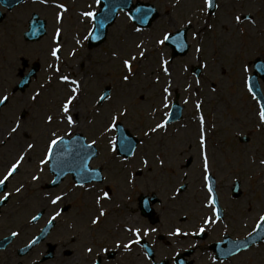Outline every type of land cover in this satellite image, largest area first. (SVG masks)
Masks as SVG:
<instances>
[{"label":"rangeland","instance_id":"374dc122","mask_svg":"<svg viewBox=\"0 0 264 264\" xmlns=\"http://www.w3.org/2000/svg\"><path fill=\"white\" fill-rule=\"evenodd\" d=\"M140 1L155 4L161 13L152 26L140 29L126 12H121L116 23L109 28L106 41L92 49L88 48L87 40L93 20L82 13L96 12L99 8L96 0H47V3L26 0L11 10L0 5V11L5 14L0 23V96H10L8 104L0 111V179L27 144L36 145L27 152L18 173L8 180L6 193L14 195L9 196L1 211L0 238L13 231L18 235L7 252H0V264H34L39 259L46 243L36 247L26 257L16 255V250L37 230L31 228L29 219L39 208H46L43 220L55 213L57 206L50 202L55 195L63 196L60 204L72 205L61 220L58 218V225L49 239L58 243L64 251L39 264H89L99 255L106 258L108 252L100 251L103 247L110 250L117 248L114 244L117 239L123 238L122 245L135 239L123 226V230L120 229L122 233H113L117 221L115 217L105 220L101 217L98 225L92 224L95 214H99V209L104 207L103 200L100 204L96 203L97 196L102 195L103 184L91 185V189H76L75 192L70 191L73 187L66 183L51 189L50 193L42 188L51 178L47 166L42 172L38 170L50 131L63 136L82 132L88 141L95 140L100 154L93 165L107 166V175H110L107 181L120 184L113 185V191L124 200V205L116 212L118 219L128 228L139 227L141 236L156 245V261L166 259L169 264H174L170 258L176 251L195 248L198 242L191 235L175 237L169 232L175 227L189 233L197 232L204 215L211 211L205 206L207 192L201 188L204 183L199 144L201 114L205 121L209 169L218 181L226 217L225 222L211 225L209 242L221 238L224 232L244 236L264 213V164L260 163L264 160V124L260 123L257 115L260 104L247 87V80L254 71V60H264V0H218L219 7L213 13L205 9L204 0ZM58 4H63L67 11L58 8ZM33 13L47 21L48 34L38 42L27 43L23 33ZM58 14H62L59 22ZM237 15L242 17L239 24L234 19ZM247 16H251L254 23L244 19ZM186 26L189 27L190 51L184 57L172 59L170 47L155 41L162 38L165 32L174 33ZM57 28L61 29L59 60L51 55V50L57 46L54 39ZM194 33L197 34L195 39ZM141 43L146 50L144 58L139 56L142 49L137 48V44ZM198 46L202 49L199 53L195 50ZM132 55H136L137 59L132 61L133 71L130 74L122 61ZM162 59L169 61L171 76L164 74ZM37 62L41 69L28 89L12 95L9 87H13L21 73L27 72ZM57 64L61 69L59 73L49 67ZM195 67L201 68L199 77L192 72ZM244 67L248 69L246 72ZM60 75H69L81 84L80 94L71 111L76 121L74 126L57 119L61 101L70 88L59 81ZM125 75L129 76L128 82L123 80ZM157 75L160 76L159 84L155 82ZM169 80L172 82L170 107L178 94L185 106L184 117L164 129L145 135L157 122L166 119L164 113H168L170 107L164 109L161 99L162 89ZM260 83L264 94V81L260 80ZM106 86L111 87V95L99 105L97 101ZM36 93L40 95L33 101L31 97ZM197 102L201 104L199 110ZM124 107H127L128 114L120 116L118 121L143 139L141 152L129 161L120 160L110 151L109 141L114 138L110 134L115 132L105 130V126L111 123V116L119 115L118 110ZM47 115H53L52 125L46 123ZM16 120L22 122V130L9 137L10 128ZM242 136L249 140L241 141ZM158 158L164 159L163 167ZM191 158L192 163L188 166L187 160ZM143 159L148 160L147 166H138ZM139 167L144 170L137 176L134 171ZM33 174L40 179L32 180ZM129 177L137 178L138 187L143 190L140 192L155 191L162 197V204L154 207L159 212L158 223L151 224L139 215L138 209L133 207L135 203L125 201L133 191V181H129ZM238 179L242 195L233 199L232 187ZM21 185L22 190L17 193L15 189ZM123 185L128 187L127 192L121 191ZM181 185H187V190L177 194L176 190ZM92 226L99 230L98 234L90 232ZM153 228L158 231H150ZM108 229L112 234H108ZM146 230L148 235H144ZM73 233L77 239H71ZM161 234L165 235L162 240L158 239ZM89 247L93 249L92 254L84 251ZM117 249L118 253L109 264H151L144 251L137 246H132L130 251L122 246ZM205 253L204 250H194L193 256L201 261L200 264H208L210 255ZM220 264H264V243Z\"/></svg>","mask_w":264,"mask_h":264},{"label":"snow or ice","instance_id":"6c2138e0","mask_svg":"<svg viewBox=\"0 0 264 264\" xmlns=\"http://www.w3.org/2000/svg\"><path fill=\"white\" fill-rule=\"evenodd\" d=\"M42 3H47V0H41ZM101 3V0H96V4L99 5ZM204 6L206 10H211L213 8H218L219 5L215 2V0H204ZM58 8L63 9L64 11H67L66 7L63 4H58L57 5ZM91 7V6H89ZM138 12L140 11L139 9L137 10ZM82 15L86 18H91L93 21L96 19L97 14L93 11H85L82 13ZM62 19V14H58L57 16V21L59 22ZM141 20H143V16L140 17ZM235 21L237 24H239L242 20V17L240 15H237L234 17ZM244 19L251 21L254 23V20L252 19L251 16H247L244 17ZM189 24H191V21H188ZM100 26H103V22H101ZM60 34H61V29L57 28L56 32H55V41L57 46L54 47L51 50V55L52 57H54L56 60L60 59V56L58 55V53L60 52V47H59V42H60ZM89 35H91V33H89ZM196 33L193 34V38H196ZM170 39H172L171 37V33H167L165 32L162 35V38H159L155 41L156 44H159L161 46L165 45L166 42H168ZM175 43L178 47L180 48H184L187 47V45L182 42L179 37H177L175 39ZM137 48H141L142 50L139 52V56L141 58L145 57V51L143 50V44H137ZM196 52H201L202 49L201 47H196ZM73 55H75V53H72ZM115 55V54H114ZM137 59L136 55H132L130 57V59H125L122 61L124 67L127 69L128 73H132L133 71V65H132V61H135ZM168 64L169 61L166 59H162V67H163V72L165 75L167 76H171V73L169 72L168 69ZM205 67H208L207 64L204 65ZM50 68L54 69V72L59 73L61 71L59 65H49ZM247 67L243 68V71H247ZM51 79V78H50ZM59 81L62 83H65L67 85L70 86L69 88V93L68 95L61 101V105H60V115L57 117V119H59L60 122H66L67 125L69 126H74L76 124V121L74 120L73 116L71 115V111L74 108V102L77 101V97L80 94V81L74 78H71L69 75H60L58 77ZM123 80L125 82L129 81V76L125 75L123 77ZM155 82L157 84L160 83V76H156L155 77ZM197 83H199V81H197ZM171 86H172V82L171 80H169L166 84V86L163 87L162 89V99H161V104L163 106L164 109H168L170 107L169 104V97L171 96ZM189 87H191V85H189ZM249 92L252 91L251 87H249ZM213 91H215V89H213ZM39 93H36L35 95H33L31 97V99L33 101L37 100V97L39 96ZM109 97L107 96V94L105 95H101L99 96V99L97 101V103L99 104L100 102L104 101L105 99H108ZM7 101H9V97L7 95H4L2 98H0V105H4ZM185 103H187V101H185ZM201 107L200 102H197L196 104V108L199 110ZM119 111V115H113L111 116V123L109 125L105 126V130H112L115 129L116 127V123L117 121L120 119V116H127L128 114V109L127 107L122 108ZM155 111V109H154ZM165 116H167V112L164 113ZM258 119L260 121L261 124H264V105H260L258 108ZM199 121H200V136H199V144L201 147V154H202V160H203V170H204V180L207 182L206 183V188L208 193L212 194L214 192L213 189V184L211 181V175L209 172V159H208V155H207V150H206V137H205V132H204V116L201 114L199 117ZM46 123L48 125H52L54 123V117L53 115H47L46 116ZM169 121L168 119H163L159 122H157L155 124L154 127L150 128L148 132L145 133V135H151L152 133H155L161 129L166 128V126L168 125ZM22 130V122L20 120H16L13 123V126L10 128V131L8 133V136L11 137L13 134H18L20 131ZM68 135H71L70 133ZM65 142V137L63 135H58L56 131H50L49 133V139H48V143H47V148L46 151L43 155V157L41 158V160L39 161L40 165H46L48 164L49 161H51L54 158L55 155V150L58 147V145L62 144ZM110 145H112L113 150L115 151V141L114 140H110L109 141ZM92 144H95V140L92 141ZM92 144L89 145H84V147L86 148H91ZM36 147L35 144L33 143H29L26 146V149L21 152L17 159L15 160V162L11 163L9 165V167L6 170V174L3 175V178L0 179V185H4L6 181H8L10 178L14 177L15 174L18 173V170L21 166L22 163L25 162V156L27 155V152L34 149ZM121 151H125V152H132L133 151V143L132 141L124 136L123 134H121ZM158 162L160 164L161 167L164 166L165 161L164 159H159L158 158ZM143 163L145 165L148 164V160L145 159L143 161ZM261 164H264V160L260 161ZM39 171H43V168H39ZM87 170V166L86 165H81V171H86ZM186 175V174H185ZM32 180L37 181L40 179V177L38 175L33 174L31 177ZM102 179V178H101ZM23 185H21L20 187H17L15 189V191L17 193H20L22 190ZM178 193L180 192V189L176 190ZM11 195V193H7L4 194L2 197H0V199L3 200H7L9 198V196ZM63 199V196L61 195H55L54 198L51 199V204L52 205H56L58 204V202H60ZM104 199H110V195L108 192H103L102 195H98L96 198V203L100 204L101 200ZM217 203V199L216 196L213 194L211 195L208 203L205 205L206 207H213L214 205H216ZM213 213H214V218L213 216H207L203 219L202 224L200 225L198 232H193V233H189L187 231H183L180 227H175L172 231L169 232L170 236H175V237H179V236H184L187 237L189 235H199V234H203L206 231L205 226L209 225V224H213V223H217L219 222V220L221 219V215H222V210L218 207H214L213 208ZM61 213L60 212H56L55 215L52 216V220H55L58 216H60ZM107 213L103 210V208L101 207L100 211H99V215L96 216L93 220L92 223L93 224H97L100 222V217L106 216ZM33 220L37 219V217L33 216L32 217ZM257 229L259 228H264V215H261L259 217V222L256 225ZM127 232L132 233L133 236L135 237V239L129 240L127 243H124L123 245H121L120 243L116 244V247H123L125 250H131V247L133 244H139L140 240H141V229L139 227L136 228H132L129 227L126 229ZM150 231L155 232L158 231L157 229L153 228ZM13 236L18 235V233L13 232L12 233ZM144 235H148V230H146L144 232ZM236 249L239 250V244H236ZM105 251H107V249H105ZM87 252L89 254L93 253V249L91 247L87 248ZM147 255V253H146Z\"/></svg>","mask_w":264,"mask_h":264},{"label":"water","instance_id":"95a60500","mask_svg":"<svg viewBox=\"0 0 264 264\" xmlns=\"http://www.w3.org/2000/svg\"><path fill=\"white\" fill-rule=\"evenodd\" d=\"M14 0H2L4 4H8L9 7L12 6V2ZM132 4V0H101V11L96 16V27L92 33V36L90 38V45H98L102 43L107 34V27L113 24L119 9H129ZM140 10L139 12L137 10ZM132 15L135 19V21L138 22L141 16H143V19L145 20L146 26L149 25L153 19H155L158 16V12L156 9L147 4L140 3L135 10L132 11ZM141 20V19H140ZM103 22V26L101 27L100 24ZM38 32L42 31V26L37 28ZM40 33V32H39ZM181 37V40L185 43V36L184 31L182 33L178 34ZM185 48V47H184ZM178 108V107H177ZM180 116V108H178L177 117ZM82 146H84L82 144ZM76 147L72 144V142H64L60 144L58 147V150L66 151L69 153L70 151H74ZM77 151V150H76ZM78 154V153H77ZM78 155H75V158H77ZM66 157V156H65ZM91 156H88L84 161L85 163L90 159ZM77 173H80L79 171H76Z\"/></svg>","mask_w":264,"mask_h":264},{"label":"flooded vegetation","instance_id":"af4514ba","mask_svg":"<svg viewBox=\"0 0 264 264\" xmlns=\"http://www.w3.org/2000/svg\"><path fill=\"white\" fill-rule=\"evenodd\" d=\"M231 198H233V199H234V198L237 199L236 194H234V193L231 194ZM155 215H156V211L153 213V216H155ZM157 215H159V212H157ZM224 218H225V217H224ZM156 220L159 221L158 218H157ZM244 221H245V220H244ZM224 233H226V232H224Z\"/></svg>","mask_w":264,"mask_h":264}]
</instances>
